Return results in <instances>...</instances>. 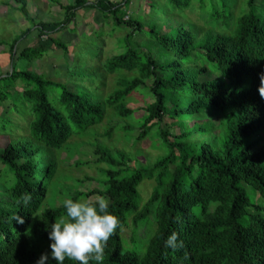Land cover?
Returning a JSON list of instances; mask_svg holds the SVG:
<instances>
[{
	"label": "trees",
	"instance_id": "obj_1",
	"mask_svg": "<svg viewBox=\"0 0 264 264\" xmlns=\"http://www.w3.org/2000/svg\"><path fill=\"white\" fill-rule=\"evenodd\" d=\"M12 1L32 23L26 0ZM166 1L147 4L154 19L162 13L168 17L161 22H145L141 16L124 21L130 0H72L62 7L63 21L32 27L39 43L17 55L30 63L50 49L70 55L66 44L49 38L47 46L40 40L62 32L80 10H95L113 20L112 28L129 29L121 40L123 52L105 59L97 55L95 68L85 73L91 85L94 76L100 78L92 90H103L102 96L91 90L79 95L61 81L17 67L0 76V104L10 100L15 114L27 119L26 133L0 148V264H36L50 252V225L65 212L57 204L59 192L72 199L105 196L109 211L120 219L104 245L103 259L89 264H264V98L258 92L264 74V0H244L236 17L239 0ZM194 8L210 26L202 37L196 24L179 18ZM171 21L176 25H168ZM31 30L12 41L9 60L18 40ZM140 35L137 44L134 38ZM75 61L68 63L67 76ZM215 71L216 77L210 75ZM112 75L119 78L106 95L103 82ZM16 83L24 87L16 91ZM144 92L153 101L137 118L138 109L128 102ZM204 114L211 119L200 118ZM111 116L125 122L119 129L127 135L138 130L135 142L143 144L150 136L152 142L159 140L164 156L145 165L124 151L97 146L103 190L68 192L62 183L72 177L60 173L55 152ZM0 121V130L8 131L10 120ZM146 180L154 186L142 203L138 188ZM245 185L263 205L251 201ZM151 222L156 230L145 252L124 250L122 228L129 226L133 241ZM172 232L182 241L174 249L164 246ZM47 264L56 261L50 257ZM64 264L78 262L66 259Z\"/></svg>",
	"mask_w": 264,
	"mask_h": 264
},
{
	"label": "rangeland",
	"instance_id": "obj_2",
	"mask_svg": "<svg viewBox=\"0 0 264 264\" xmlns=\"http://www.w3.org/2000/svg\"><path fill=\"white\" fill-rule=\"evenodd\" d=\"M120 1L121 0H113V2ZM158 1L160 0H130L128 9L125 10L123 15L124 21L131 18L135 19L139 16L145 18L142 20L145 22L149 20H160L161 22L163 19H168V17L163 18L164 13H162L159 18L156 17L154 19V13L151 14L148 12L147 4H158ZM259 1L260 0H255V4H258ZM71 2L72 0H26L29 17L32 19V23H30L26 21L18 12V5L14 1L0 0V76L6 75L13 67H17L20 70H28L39 73L45 77L52 78L56 81H61L79 95L91 90L97 97L102 96L103 90H92L99 85L98 82L100 81V78L95 79L94 76V84L91 85L87 77L88 74L85 73H90V71L95 68L94 65L97 61V55L102 59H105L122 53L123 47H120L121 40L129 29L124 27L120 29L112 28L113 20L111 18L103 17L95 10L85 9L78 11L74 20L66 25L62 32L51 33L41 38V43H44L47 46L50 45L49 38H53L66 44L70 48V55L67 57L61 50L58 49L48 50L42 59L32 61L31 63L24 59L18 60L17 57V55L25 47L35 46L39 43L37 30L32 27L37 25L39 22L63 21L65 19V15L62 7L67 6ZM162 3L165 4L167 1L162 0ZM243 3L244 0H239L236 8L234 9L235 17L238 14L240 5ZM180 17L197 25L196 28L200 30V32L198 31L199 37H202L205 31L210 28L207 21L203 22L201 20L197 8L186 11L184 15H180L179 18ZM153 22H150V24ZM168 25L174 26L176 24L171 21ZM29 28L32 30L28 33V35L18 40L14 48V56L11 60H9L10 44L14 39L19 38L23 31ZM193 31L196 32V30ZM134 41L137 44L142 43L141 35L135 36ZM115 47H117L120 51H118ZM74 60H76L74 63V70H70V73H68L67 76L66 69L68 67V63H72ZM76 62H81V64H76ZM79 74L85 75L78 77ZM123 74L127 78L135 76L133 73ZM210 75L216 77L218 73L215 71L211 72ZM117 78H119L118 75L106 77L102 86L106 95L112 91ZM20 87L22 89L24 86L20 83H16L15 90L19 91ZM152 101L153 98L148 95L147 92L135 93L128 102V106L132 109H138V112L135 115L138 118L143 115L142 109L146 106V104ZM12 108L13 105L10 100L0 104V119L4 117L6 120H10L11 124L8 126V131L0 130V148H3L8 140H15L18 137H22L26 133L27 119H23L20 115L15 114ZM200 118L211 119L209 114H204L203 116H200ZM215 120V118L212 119V121ZM203 121L204 120L201 122ZM169 123L168 127H171L170 131L175 132L172 127L173 122ZM190 123L193 122L190 121ZM1 124L2 123L0 121V125ZM124 124L125 122L121 119L118 120L113 116L109 117V119L106 117L102 124L91 128L84 135L74 137L73 140H71L62 150L55 152V156L59 163L60 173L64 176L72 177L70 180L66 181V184L62 183V185L66 187L65 189H68V192L78 190L88 193L91 190H103L102 186L99 184V180L101 178L99 170L103 168V164L97 162L99 158V155L96 153L97 146H105L111 149L113 153L117 150L124 151L132 157V159L133 157H136V159L143 164L148 161V164H151L160 157L164 156L165 150H162L164 148H162L159 140L157 143L152 142L151 140L153 139L150 136L143 142V144L142 142H135L138 130L134 129L130 135H127L123 132V130L119 129V127L124 126ZM110 128L112 129L111 136L105 137L104 133ZM9 129H12V131ZM206 138L207 139L198 138L196 141L202 139L208 140L209 137ZM214 139L215 135L212 134L213 142ZM201 142L202 141L196 143L197 146ZM134 143H136L135 146ZM77 162L82 164L76 165ZM2 169L3 167L0 165V173ZM85 177H89L90 180L84 181ZM78 181L81 182L79 183ZM153 186L154 182L152 180H146L139 186L138 189L140 191L142 203L150 196ZM244 188L253 203L263 205V199L259 196V194L255 193L247 185H245ZM57 194L58 205L62 204L64 198H68L67 193L62 194L59 192ZM96 197L97 195L92 196L87 200L89 202L96 201ZM129 221L130 220H128V223ZM152 223L153 222L148 225L143 235L137 237L133 241H130L131 233L129 226L123 227L121 232L123 249L142 255L145 252L146 241L156 230V225ZM140 232H142V229Z\"/></svg>",
	"mask_w": 264,
	"mask_h": 264
},
{
	"label": "clouds",
	"instance_id": "obj_3",
	"mask_svg": "<svg viewBox=\"0 0 264 264\" xmlns=\"http://www.w3.org/2000/svg\"><path fill=\"white\" fill-rule=\"evenodd\" d=\"M258 92L264 98V74L260 77ZM64 214L50 225L48 238L49 253L42 254L36 264H47L49 258L56 264L65 260L89 264L90 259H103L104 245L120 226V219L109 211V200L102 195L96 197L95 203L86 199L64 198ZM182 241L178 234L172 232L164 242L166 248H176Z\"/></svg>",
	"mask_w": 264,
	"mask_h": 264
}]
</instances>
